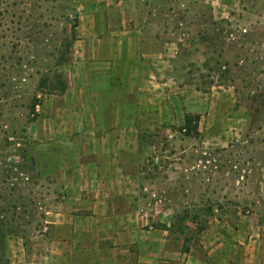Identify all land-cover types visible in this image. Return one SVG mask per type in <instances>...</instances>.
Instances as JSON below:
<instances>
[{
    "label": "rangeland",
    "instance_id": "rangeland-1",
    "mask_svg": "<svg viewBox=\"0 0 264 264\" xmlns=\"http://www.w3.org/2000/svg\"><path fill=\"white\" fill-rule=\"evenodd\" d=\"M77 2L0 0V157L8 162L0 165V180L8 174L22 179L19 185L13 181L21 190L15 193L34 203L21 217L24 226L12 229L19 237L5 243L12 241L19 264H71L50 256L52 246L37 226L44 212L50 219L66 210V182L59 172L78 164L64 142L68 131L60 128L68 74L108 70L92 60L78 63L89 20L80 19ZM117 3L106 0L104 25L120 23ZM134 5L144 8L137 18L154 25L145 36L156 38V67L172 103V118L157 132L140 134L138 152L122 162L133 176L142 214L155 229L173 224L170 238L189 253L207 257L216 237H235L234 264H264V114L250 128L249 112V107L264 108V0H129L130 10ZM135 16L128 14V20L137 21ZM33 104L37 119L26 128ZM187 115L199 116L198 133L181 130ZM7 138L18 145L8 147ZM24 142L34 145L35 173L18 166L15 148ZM210 172L215 182L207 188ZM68 179L74 186L81 182L77 174ZM206 198L232 213L220 222L211 219L205 232L180 222L186 209L196 212ZM243 208L245 216L235 213ZM244 241L252 244L248 252L239 245ZM89 242L81 240L83 247ZM6 258L0 248V260Z\"/></svg>",
    "mask_w": 264,
    "mask_h": 264
},
{
    "label": "crops",
    "instance_id": "crops-1",
    "mask_svg": "<svg viewBox=\"0 0 264 264\" xmlns=\"http://www.w3.org/2000/svg\"><path fill=\"white\" fill-rule=\"evenodd\" d=\"M105 3L78 0L76 6L84 16L80 19L89 20L78 63L92 60L108 70L68 74V89L61 97L66 104L60 102L58 110L64 112L61 132L68 131L64 142L74 149L78 164L59 172L66 182V210L46 217L41 236L52 246L50 256L71 264H234L235 237L219 235L209 243L211 254L197 256L172 240L166 228L149 225L139 208L133 176L122 162L138 152L140 134L157 132L172 118L171 96L161 87L166 83L156 67V38L145 36L154 25L137 18L144 8L134 5L130 10L129 0H118L120 23L104 25ZM128 14L137 21L131 23ZM76 174L81 182L74 186L68 178ZM82 239L90 242L83 247ZM10 242L6 257L19 264ZM239 245L246 252L252 246L247 241Z\"/></svg>",
    "mask_w": 264,
    "mask_h": 264
},
{
    "label": "trees",
    "instance_id": "trees-1",
    "mask_svg": "<svg viewBox=\"0 0 264 264\" xmlns=\"http://www.w3.org/2000/svg\"><path fill=\"white\" fill-rule=\"evenodd\" d=\"M36 106H37L36 104H33L31 107V113H30L31 116H30V118H28V120L25 123L26 128L28 125L35 122L37 119ZM253 109H254L253 107H249L250 120H251L250 128H253L254 126H256L258 120L264 114V108H262V107L256 108L254 110ZM199 120H200L199 116L187 115L185 117L183 127L181 128V130L185 131L188 136L192 133H196L198 131V124L196 123V121L198 122ZM260 121H262V120H260ZM194 122H195V124H194ZM26 128L23 129V133H25V134H26ZM13 135H15V134H13ZM5 142H6V145L8 147H10L11 145L17 144V143L12 144L11 142H9V138H7L5 140ZM22 146H23V148H15L16 152L19 153L17 156L21 160V162L18 164V166L20 168L28 167L30 170L33 171V173H35L36 172V163H35V159L33 157V146L34 145H30V143L24 142V143H22ZM6 160H7V158H1L0 157V165L6 167L8 165V162ZM5 171H8V170H5ZM3 173H5V172L3 171ZM26 179L29 180L31 178L26 177ZM14 180H16L18 185L22 184V181H23L22 179H19L17 177L15 178L11 174H8V176H3L0 180V248H2V250H5V253H6V244H5L6 241L11 239L12 237H19V236H17V234H15L14 231H12V229H16L19 226H24V224L26 222H25L24 218H21V217L27 213V208L29 206L34 205L33 202H31L30 205H28V202H30V199L27 200L26 198H24L20 194L17 196V194L15 192H21V190L18 187V185L13 182ZM214 182H215L214 174H213V172H210L206 176V178L204 179V185L207 188H209V187L213 186ZM8 186L9 187L12 186L9 189V193L7 192ZM229 209L230 208H225V207L215 203L211 198H206V202H205L204 206L199 208L196 212L192 211V213H191L188 209H186V211L183 212V216L180 217V219H181L180 222L181 221H184V222L188 221L194 225L197 232H205L209 229V227L211 225V219L217 217V220L220 222L221 216L222 217L223 216L228 217L229 216L228 214L232 213V211ZM9 212L16 214L17 217H15L14 219H12V217H11V219L8 218L7 213H9ZM47 212H49V211L44 212V214L41 217L42 223L39 224V226H37L39 228L38 234L40 236L44 235V230L46 227V221H45L46 218L45 217H46ZM217 213L219 215H217ZM235 213L236 214L238 213L240 216L241 215L245 216L246 213H248V212H247L246 208H243V210L241 212L235 211ZM172 228H173V224L169 228H167V231L170 232V230ZM21 239H23L26 242L28 241V239L25 236L21 237ZM184 250H185V248H184ZM4 260L5 261L0 260V263L2 262V264H12V263H10V261L7 258ZM27 264H30V263H27Z\"/></svg>",
    "mask_w": 264,
    "mask_h": 264
}]
</instances>
